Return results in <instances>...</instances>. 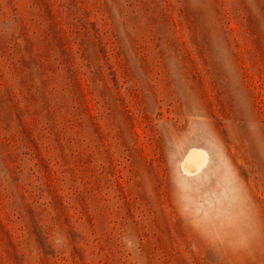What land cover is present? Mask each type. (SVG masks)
<instances>
[{
  "label": "rangeland",
  "instance_id": "obj_1",
  "mask_svg": "<svg viewBox=\"0 0 264 264\" xmlns=\"http://www.w3.org/2000/svg\"><path fill=\"white\" fill-rule=\"evenodd\" d=\"M0 264H264V0H0Z\"/></svg>",
  "mask_w": 264,
  "mask_h": 264
},
{
  "label": "bare ground",
  "instance_id": "obj_2",
  "mask_svg": "<svg viewBox=\"0 0 264 264\" xmlns=\"http://www.w3.org/2000/svg\"><path fill=\"white\" fill-rule=\"evenodd\" d=\"M201 159V155L198 152H192L185 161L186 171H189L187 168H196L198 161ZM196 166V167H195ZM194 170V169H193Z\"/></svg>",
  "mask_w": 264,
  "mask_h": 264
}]
</instances>
